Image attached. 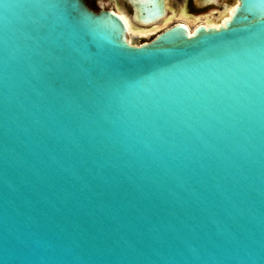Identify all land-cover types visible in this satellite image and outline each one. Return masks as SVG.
<instances>
[{
  "label": "water",
  "instance_id": "water-1",
  "mask_svg": "<svg viewBox=\"0 0 264 264\" xmlns=\"http://www.w3.org/2000/svg\"><path fill=\"white\" fill-rule=\"evenodd\" d=\"M95 1L0 0V264H264V0Z\"/></svg>",
  "mask_w": 264,
  "mask_h": 264
},
{
  "label": "bare ground",
  "instance_id": "bare-ground-1",
  "mask_svg": "<svg viewBox=\"0 0 264 264\" xmlns=\"http://www.w3.org/2000/svg\"><path fill=\"white\" fill-rule=\"evenodd\" d=\"M217 1L218 3H221L220 0ZM106 3L109 4L110 8L122 17L127 26V38L131 43L135 44L133 40L136 37L149 35L155 36L158 32L171 25L175 18L178 19L177 22H180L187 27L189 33H192L196 26L199 24L219 27V25L223 24L226 19H229L230 14L234 10L235 4L239 3V1L236 0L226 9V11H224V13H221L219 12L218 7L215 5L209 7H189L187 4H183L178 9H175L169 4L167 0L166 13L164 14V16L148 23L139 22L135 19V14L130 9L132 8V6L127 4V0H119V2L116 4V8L112 7L110 0H106ZM203 9L207 10L204 11ZM200 10H202L203 12H192Z\"/></svg>",
  "mask_w": 264,
  "mask_h": 264
},
{
  "label": "rangeland",
  "instance_id": "rangeland-1",
  "mask_svg": "<svg viewBox=\"0 0 264 264\" xmlns=\"http://www.w3.org/2000/svg\"><path fill=\"white\" fill-rule=\"evenodd\" d=\"M236 0H231V2H235ZM169 4L174 7L175 9H178L180 6H182L183 4H187L189 7L191 6L190 5V2H188V0H168ZM223 2V0H221V3ZM90 5L94 8H98V5L96 3L95 0H90ZM111 5L112 7L116 8V1L115 0H112L111 2ZM204 11L207 10V9H203ZM193 13H200V12H203L202 10L200 11H192ZM178 19L175 18L173 20L172 23L174 22H177ZM171 23V24H172ZM154 35H149V36H141V37H136L133 41L135 44H141L142 42H145V41H150L151 39H153Z\"/></svg>",
  "mask_w": 264,
  "mask_h": 264
},
{
  "label": "snow or ice",
  "instance_id": "snow-or-ice-1",
  "mask_svg": "<svg viewBox=\"0 0 264 264\" xmlns=\"http://www.w3.org/2000/svg\"><path fill=\"white\" fill-rule=\"evenodd\" d=\"M90 3V0H81V11L82 15L85 17L87 16L88 12L90 11L88 4Z\"/></svg>",
  "mask_w": 264,
  "mask_h": 264
}]
</instances>
